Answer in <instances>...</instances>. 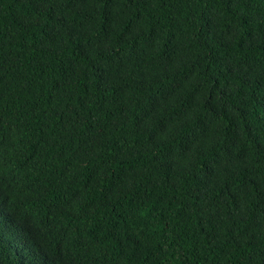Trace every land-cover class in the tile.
Returning <instances> with one entry per match:
<instances>
[{"label":"trees","instance_id":"obj_1","mask_svg":"<svg viewBox=\"0 0 264 264\" xmlns=\"http://www.w3.org/2000/svg\"><path fill=\"white\" fill-rule=\"evenodd\" d=\"M0 264H264V0H0Z\"/></svg>","mask_w":264,"mask_h":264}]
</instances>
